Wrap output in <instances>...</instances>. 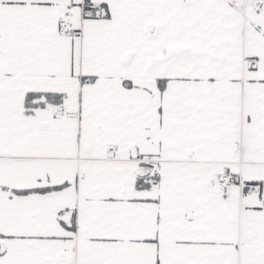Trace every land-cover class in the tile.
I'll use <instances>...</instances> for the list:
<instances>
[{
	"label": "snow or ice",
	"instance_id": "snow-or-ice-1",
	"mask_svg": "<svg viewBox=\"0 0 264 264\" xmlns=\"http://www.w3.org/2000/svg\"><path fill=\"white\" fill-rule=\"evenodd\" d=\"M0 264H264V0H0Z\"/></svg>",
	"mask_w": 264,
	"mask_h": 264
}]
</instances>
